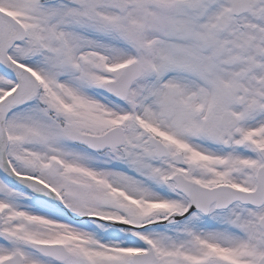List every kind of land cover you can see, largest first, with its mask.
<instances>
[{
    "label": "snow or ice",
    "instance_id": "1",
    "mask_svg": "<svg viewBox=\"0 0 264 264\" xmlns=\"http://www.w3.org/2000/svg\"><path fill=\"white\" fill-rule=\"evenodd\" d=\"M0 264H264V0H0Z\"/></svg>",
    "mask_w": 264,
    "mask_h": 264
}]
</instances>
